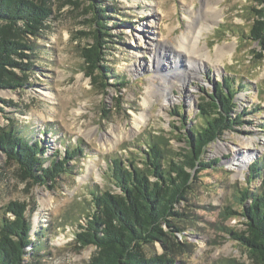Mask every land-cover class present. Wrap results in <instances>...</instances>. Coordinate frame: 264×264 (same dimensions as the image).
<instances>
[{
    "label": "rangeland",
    "instance_id": "1",
    "mask_svg": "<svg viewBox=\"0 0 264 264\" xmlns=\"http://www.w3.org/2000/svg\"><path fill=\"white\" fill-rule=\"evenodd\" d=\"M42 1L52 13L31 41L39 47L37 58L31 59L34 69L25 75L24 85L0 88V127L18 125L26 138L41 140L44 165L67 157L76 146L81 149L67 157L66 171L54 182L41 185L22 178L0 154V213L9 201L26 203L32 239L40 245L33 260L85 264L95 248H78L73 231L77 222L84 221L89 191L115 190L107 170L110 160L120 157L125 162L140 155L143 141L150 137L162 138L170 153L181 151L185 145L180 137L200 122L196 117L200 97L225 78L233 88L234 111L244 113V121L205 149V161L219 162L201 172V182L189 194L185 209L193 215L181 222L183 230L176 233V239L189 248L176 257L175 264H217L226 259L251 264L246 250L225 228L244 232L243 218L229 216L226 210L238 211V191L246 186L249 167L264 160V50L243 37L253 22L252 0H212L220 14L215 21L205 22L199 42L212 54L218 46H227L228 52L222 63L202 64L195 77L183 73L188 64L175 54L171 43L186 32L190 15L195 30L202 27L199 19L207 12L205 0H98L108 7L103 18L108 33L103 36L106 64L119 80L117 85L110 79L111 85L103 90L85 73L80 54L81 47L93 42L89 0ZM161 34L164 60L153 55V41ZM159 62L171 63L166 72L177 78H171L172 87L161 97H151L147 105V87L161 86L160 74L153 68ZM140 115L144 122L133 129V119ZM248 140L252 144L244 153L252 160L238 173L230 163ZM154 249L161 252L157 243Z\"/></svg>",
    "mask_w": 264,
    "mask_h": 264
},
{
    "label": "trees",
    "instance_id": "2",
    "mask_svg": "<svg viewBox=\"0 0 264 264\" xmlns=\"http://www.w3.org/2000/svg\"><path fill=\"white\" fill-rule=\"evenodd\" d=\"M252 2L253 22L243 37L264 50V0ZM88 8L94 24L93 42L81 47L80 54L85 73L103 90L111 85L110 79L119 85L103 51V36L108 34L103 18L108 7L89 0ZM51 13L42 0H0V88L14 89L25 84V75L34 69L31 59L37 58L39 51L31 41L45 28ZM24 58L27 61H21ZM230 84L224 78L213 91L200 97L196 115L200 122L180 137L185 145L181 151L170 153L162 138L150 137L143 141L145 148L140 149V155L125 162L120 157L110 160L107 170L115 190L89 191L84 221L77 222L73 231L78 248H95L85 264H175L176 257L186 252L187 243L179 242L176 233L183 230L181 222L193 215L185 209L190 205L189 194L195 183L201 182V172L219 162L205 161V149L244 121V113L234 111L235 96ZM80 149L76 146L67 157H74ZM0 154L16 166L22 178L34 184L54 182L66 171V156L44 165L41 140L26 138L18 125L0 127ZM238 192V211L227 209L226 214H238L246 228L242 233L225 229L246 250L251 264H264V160L249 167L246 186ZM180 205L182 210H178ZM32 227L26 203L14 200L1 207L0 264H38L33 259L40 245L32 239ZM155 243L161 252L154 249ZM217 264L244 263L226 259Z\"/></svg>",
    "mask_w": 264,
    "mask_h": 264
},
{
    "label": "bare ground",
    "instance_id": "3",
    "mask_svg": "<svg viewBox=\"0 0 264 264\" xmlns=\"http://www.w3.org/2000/svg\"><path fill=\"white\" fill-rule=\"evenodd\" d=\"M212 0H205L204 5L206 6V13L203 12V14L201 15L200 19H199V24L202 27H199L197 30H195L196 25L194 24V19L191 18L192 15H190L188 17V26H186V32H184L183 34H181L179 39H175L174 43H171L172 48L175 52V54L177 55H181L184 60H186L187 62V68L186 70H183L186 75L192 76L194 75V77L196 76L195 74H197L198 70L200 66L204 63H206L207 61H212L216 64L222 63V57L228 52V47L227 46H218L214 53L212 54L205 45L201 46L200 45V36L202 35V28L205 24L206 21H215L216 18L218 17V13L220 12V9L218 7V5L213 6L212 4ZM190 14H193V12L190 11ZM220 14V13H219ZM193 17V16H192ZM163 34L160 35L159 38H155V41H153V45H154V51H153V55L155 58H157L158 60H164V56H166V52L164 49V46L162 45L163 42ZM164 49V51L162 52V50ZM214 57V58H213ZM213 58V59H212ZM166 61V60H165ZM168 67H171V63L166 64L164 62L162 63H155L153 65V68L155 69L156 72H158L160 74L159 82L161 84L160 87H152L149 86L147 87V91H146V100L145 103L148 105L149 103H151L150 99L151 97H161L163 96V93L161 92H165V90L169 89L172 87V82L171 78H177V76L172 77L169 73L166 72V69ZM175 69H171V71H174ZM197 71V72H196ZM177 72V71H175ZM175 75H178L177 73H175ZM164 77V78H163ZM144 122V116L140 115V116H135L133 119V129H136L138 127L141 126V124ZM138 130V129H137ZM110 138V137H109ZM107 139V137H106ZM242 144H244L243 150L240 152L235 153L234 158H232L231 160V166L232 169L238 171L242 170L243 167L245 165H247V162L252 160V155H248V157L245 156L244 152H247L245 150H248L250 145L252 144L251 140H248V142H243Z\"/></svg>",
    "mask_w": 264,
    "mask_h": 264
}]
</instances>
